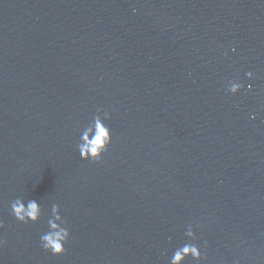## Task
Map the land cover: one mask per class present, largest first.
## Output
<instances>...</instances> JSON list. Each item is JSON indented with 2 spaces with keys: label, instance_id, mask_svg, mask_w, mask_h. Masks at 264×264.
<instances>
[{
  "label": "water",
  "instance_id": "water-1",
  "mask_svg": "<svg viewBox=\"0 0 264 264\" xmlns=\"http://www.w3.org/2000/svg\"><path fill=\"white\" fill-rule=\"evenodd\" d=\"M53 204L61 256L40 246ZM0 222V264H169L190 224L199 264H264V0H0Z\"/></svg>",
  "mask_w": 264,
  "mask_h": 264
},
{
  "label": "clouds",
  "instance_id": "clouds-1",
  "mask_svg": "<svg viewBox=\"0 0 264 264\" xmlns=\"http://www.w3.org/2000/svg\"><path fill=\"white\" fill-rule=\"evenodd\" d=\"M249 77L253 73H247ZM250 87V86H249ZM244 84L239 81H229L226 92L230 95H237ZM111 119L109 112L97 109L96 115L81 130L78 143L76 145L81 159L92 162H100L103 155L107 152L112 143V132L106 121ZM11 215L22 224H36L42 216L40 203L36 200H27L23 198L15 199L10 205ZM48 230L40 236V246L44 251L54 256H61L65 253V245L70 239V231L67 227V220L61 215L60 206L53 204L51 206V215L47 221ZM196 228L199 224L195 225ZM0 228L3 223L0 222ZM187 243L178 247L170 258L169 264H185L188 257L199 264L207 257L202 253L201 246L193 243L196 240V232L192 224L188 225L185 233ZM4 241L0 240V247ZM206 247V245H205Z\"/></svg>",
  "mask_w": 264,
  "mask_h": 264
}]
</instances>
